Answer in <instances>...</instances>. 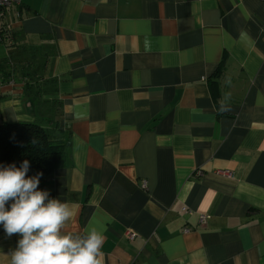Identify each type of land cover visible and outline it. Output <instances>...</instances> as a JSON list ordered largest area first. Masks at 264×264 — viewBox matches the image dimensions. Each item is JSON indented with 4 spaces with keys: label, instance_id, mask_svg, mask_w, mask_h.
Segmentation results:
<instances>
[{
    "label": "crops",
    "instance_id": "1",
    "mask_svg": "<svg viewBox=\"0 0 264 264\" xmlns=\"http://www.w3.org/2000/svg\"><path fill=\"white\" fill-rule=\"evenodd\" d=\"M6 17L0 121L45 124L54 103L64 159L39 188L73 206L68 231L101 230L103 264H264V0H20ZM18 239L0 225V264Z\"/></svg>",
    "mask_w": 264,
    "mask_h": 264
},
{
    "label": "clouds",
    "instance_id": "2",
    "mask_svg": "<svg viewBox=\"0 0 264 264\" xmlns=\"http://www.w3.org/2000/svg\"><path fill=\"white\" fill-rule=\"evenodd\" d=\"M29 170L28 160L0 164V225L8 237L20 236L10 264H103V232L68 231L73 206L41 190L43 172L28 176Z\"/></svg>",
    "mask_w": 264,
    "mask_h": 264
},
{
    "label": "trees",
    "instance_id": "3",
    "mask_svg": "<svg viewBox=\"0 0 264 264\" xmlns=\"http://www.w3.org/2000/svg\"><path fill=\"white\" fill-rule=\"evenodd\" d=\"M6 62L0 61V82L4 81L5 75L10 74V71L6 70L8 66ZM219 71L220 68L215 71L216 74ZM34 93L36 94V91ZM43 105L40 103L41 108ZM46 109L48 112L49 107ZM49 114L52 117H48L45 124L0 121V164L15 163L19 167L22 161L28 160L30 162L28 176L43 172L40 183L52 175L54 169L64 159L65 143L62 130L53 119V114Z\"/></svg>",
    "mask_w": 264,
    "mask_h": 264
},
{
    "label": "built area",
    "instance_id": "4",
    "mask_svg": "<svg viewBox=\"0 0 264 264\" xmlns=\"http://www.w3.org/2000/svg\"><path fill=\"white\" fill-rule=\"evenodd\" d=\"M20 4V0H0V45L5 47L10 46L13 42V34H12V24L8 21L6 17V11L13 7L18 6ZM224 174L226 176H230V172L228 170H224ZM141 187L144 188L146 186L145 180L141 181ZM207 215L200 214L198 217V226H203L206 223ZM190 228L184 229L188 231ZM135 234L133 232H127L128 238H133Z\"/></svg>",
    "mask_w": 264,
    "mask_h": 264
},
{
    "label": "rangeland",
    "instance_id": "5",
    "mask_svg": "<svg viewBox=\"0 0 264 264\" xmlns=\"http://www.w3.org/2000/svg\"><path fill=\"white\" fill-rule=\"evenodd\" d=\"M0 47L3 49V46L2 45H0ZM35 81H37V80H35ZM39 93L42 94L43 93L42 90H39ZM38 100H39V97H38ZM40 102L44 104L43 105V108H41L42 106L40 107V105H38V107H36V111H38V113L47 112V109L46 108L49 107V110L47 112V115L49 117H52V115H50L49 113H53V115H54V113L56 111V107H55L54 103L53 102H49V101L48 102L40 101Z\"/></svg>",
    "mask_w": 264,
    "mask_h": 264
}]
</instances>
